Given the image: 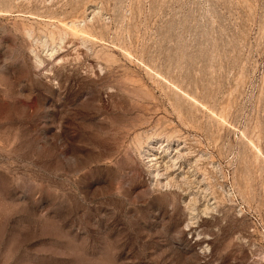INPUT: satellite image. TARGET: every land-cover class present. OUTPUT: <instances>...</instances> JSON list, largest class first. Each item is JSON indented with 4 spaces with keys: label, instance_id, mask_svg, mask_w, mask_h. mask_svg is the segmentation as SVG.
<instances>
[{
    "label": "rangeland",
    "instance_id": "1",
    "mask_svg": "<svg viewBox=\"0 0 264 264\" xmlns=\"http://www.w3.org/2000/svg\"><path fill=\"white\" fill-rule=\"evenodd\" d=\"M0 264H264V0H0Z\"/></svg>",
    "mask_w": 264,
    "mask_h": 264
}]
</instances>
